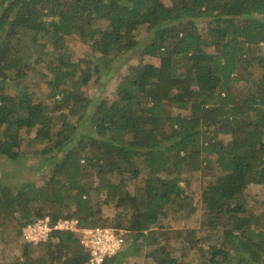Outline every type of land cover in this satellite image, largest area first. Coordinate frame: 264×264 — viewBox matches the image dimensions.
<instances>
[{"label": "trees", "instance_id": "trees-1", "mask_svg": "<svg viewBox=\"0 0 264 264\" xmlns=\"http://www.w3.org/2000/svg\"><path fill=\"white\" fill-rule=\"evenodd\" d=\"M70 36L97 57L73 62L64 45ZM259 46L264 0L0 2V157L14 162L27 152L25 130L33 131L28 150L42 144L35 153L49 155L41 166L50 162L40 187L0 185V235L8 220L21 228L45 216L75 218L81 228L123 231L122 249L102 264L141 255L153 264H189L197 240L156 226L185 208L195 175L210 168L213 178L200 193L203 218L225 245H211L200 264H264V223L244 199L250 183L264 187V62L251 51ZM130 54L138 61L116 81L114 99L79 93L92 79L110 78L105 67ZM254 63L259 77L249 71ZM31 72L40 81L32 87ZM101 193V204L117 211L113 224L91 204ZM53 206L64 211L47 215ZM45 243L34 264H89L73 233L53 231Z\"/></svg>", "mask_w": 264, "mask_h": 264}, {"label": "rangeland", "instance_id": "rangeland-1", "mask_svg": "<svg viewBox=\"0 0 264 264\" xmlns=\"http://www.w3.org/2000/svg\"><path fill=\"white\" fill-rule=\"evenodd\" d=\"M6 0H0L1 3H4ZM163 2L167 3V0H163ZM140 32H144V27H141ZM32 35V33H31ZM30 35V36H31ZM65 49L72 54V61L76 62L79 59L86 60L88 58L92 59L95 56L90 46L81 43L75 36H70L65 38L64 40ZM28 51V50H27ZM207 51H212L211 49H207ZM253 55L258 57H262L264 62V47L259 46L254 50H251ZM30 52V51H28ZM55 54V53H54ZM128 60L126 59L122 65L114 64L111 62L108 64L105 69H108L111 66V71L113 74L110 78L102 80L100 82H95L93 79L89 81L88 84H83L79 88V93L85 98H91L95 93H99L100 97L106 98L108 100H112L115 97L114 88L117 84V80L121 78L124 74L127 73L126 67L127 65H134L138 61L137 54L135 55H127ZM97 61V60H96ZM94 60V62H96ZM155 62V61H154ZM102 63V62H101ZM34 69V67H33ZM254 77H259L262 71L259 69L257 64H253V66L249 69ZM33 72V71H32ZM30 73L27 75L26 80L30 82V86H34L35 83H39V75L35 73ZM242 72V77H247V72ZM105 75L106 71L103 72ZM95 76V75H94ZM99 84H104L103 87H100ZM240 85L234 87V91L237 94H242L244 91V84L239 83ZM40 87L43 91H46V87L44 84L40 83ZM14 84L10 83L8 85V90H14ZM46 93L40 94V97H45ZM22 137H28L31 139L33 137V131H28L26 133L25 130H22L21 133ZM221 139L227 141L229 137L222 136ZM26 140V141H27ZM26 141L21 148L27 152L19 156L17 160L9 161L3 157H0V185L10 186L14 189L19 188L23 184L33 183L35 187H40L49 177V169L50 162L44 166H41L42 158L46 159L47 156L35 153V150L39 151L42 149L43 145H34L28 150L26 146ZM210 168L203 169L200 174L195 175L196 180L191 183L190 191L194 192L192 200L188 201L184 209H181L176 215L171 216L170 219L164 220V223H160L156 226V229L160 230H184L185 233L182 237H192L194 240L192 248L190 247L189 251H187V260L189 264H200L203 261L207 260L210 256V246L211 245H225L223 242L221 243L223 234L219 230H208L207 225L204 222L203 214L204 208L200 202V193L202 188L212 179L213 177L210 176L209 173ZM209 173V174H208ZM110 173L105 172L104 175H109ZM105 177V176H104ZM108 177V176H107ZM113 177H110V179ZM119 178L116 177L112 180L117 181ZM95 173H91V178H89L90 182L93 186H96L98 182L95 180ZM120 179V178H119ZM126 180V179H125ZM111 181V180H110ZM183 185V184H181ZM130 191H132L131 187H128ZM188 191V190H186ZM245 202L250 212L256 216V220L258 221V225L262 227L264 223V216L261 217V214L264 215V187L260 185H256L254 183H250L245 192ZM103 193L100 195H92L91 204L95 207L96 212L99 213L103 219H105L106 224H113L115 221L116 212L114 209L110 208L108 205L101 204L104 199ZM98 206V207H97ZM64 211V208L60 206L58 207H49L46 208L47 215H55L56 213ZM13 216L12 218H14ZM50 217V216H48ZM51 218V217H50ZM8 220V229L6 232H3L0 235V264H34L33 261H37L35 259L39 255H42L48 251V245L45 243L40 244H29L26 246L24 240L21 238V228H18L15 221ZM114 221V222H113ZM103 225V226H109ZM111 228V227H105ZM182 239L178 240L179 245L181 246V241L185 240ZM186 250L187 243L185 241L182 242ZM228 246V244H226ZM178 247V246H176ZM24 249H27V252L30 255V259L24 256ZM181 251L179 248L175 251L176 256H179ZM35 259V260H34ZM31 260V261H30ZM181 260V259H180ZM38 264V262H37ZM47 264H56V263H47ZM123 264H153V262L144 256H130L124 259Z\"/></svg>", "mask_w": 264, "mask_h": 264}, {"label": "built area", "instance_id": "built-area-1", "mask_svg": "<svg viewBox=\"0 0 264 264\" xmlns=\"http://www.w3.org/2000/svg\"><path fill=\"white\" fill-rule=\"evenodd\" d=\"M21 238L28 244L46 242L53 231L70 232L77 236L81 248L89 253V264H102L112 257L124 244L123 231L100 226L81 228L77 219H57L48 216L36 219L21 227Z\"/></svg>", "mask_w": 264, "mask_h": 264}]
</instances>
